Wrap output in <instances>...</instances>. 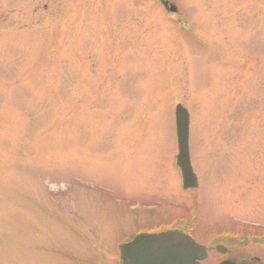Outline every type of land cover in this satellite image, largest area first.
I'll use <instances>...</instances> for the list:
<instances>
[{
  "label": "rangeland",
  "instance_id": "374dc122",
  "mask_svg": "<svg viewBox=\"0 0 264 264\" xmlns=\"http://www.w3.org/2000/svg\"><path fill=\"white\" fill-rule=\"evenodd\" d=\"M161 1H0V264H118L132 203L264 222V0Z\"/></svg>",
  "mask_w": 264,
  "mask_h": 264
},
{
  "label": "flooded vegetation",
  "instance_id": "af4514ba",
  "mask_svg": "<svg viewBox=\"0 0 264 264\" xmlns=\"http://www.w3.org/2000/svg\"><path fill=\"white\" fill-rule=\"evenodd\" d=\"M195 198L192 201L194 208ZM136 205L137 203H132L128 206L129 213H134L132 228L114 245L119 249L118 264H122L120 245L130 244L142 234H159L166 231L181 232L204 247L206 258L201 264H264V222L243 225L232 222L233 219L229 221L227 216L202 217L196 210L183 214L178 212L173 214V217L166 216L154 220L148 215L139 221V207ZM216 223L221 226H216Z\"/></svg>",
  "mask_w": 264,
  "mask_h": 264
},
{
  "label": "water",
  "instance_id": "95a60500",
  "mask_svg": "<svg viewBox=\"0 0 264 264\" xmlns=\"http://www.w3.org/2000/svg\"><path fill=\"white\" fill-rule=\"evenodd\" d=\"M176 12V7H172ZM178 143L177 164L182 174L184 190L198 188V180L190 157V117L181 105L176 108ZM204 247L180 232L138 236L123 246L122 264H200L206 258Z\"/></svg>",
  "mask_w": 264,
  "mask_h": 264
}]
</instances>
